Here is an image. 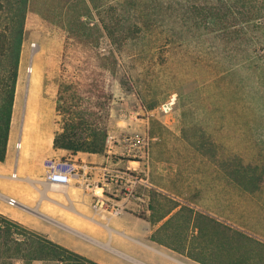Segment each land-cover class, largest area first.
<instances>
[{"label": "rangeland", "instance_id": "374dc122", "mask_svg": "<svg viewBox=\"0 0 264 264\" xmlns=\"http://www.w3.org/2000/svg\"><path fill=\"white\" fill-rule=\"evenodd\" d=\"M96 3L99 8L86 17L91 37L80 40L73 36L74 28L62 23L63 0H36L23 43V66L28 68L22 101L26 102V92L33 87L41 56L45 91L55 99L62 59L73 66H95L92 78L83 74L76 80L74 91L81 94L96 90L100 70L115 61L107 142L129 145L134 139L135 159L146 168L136 175L147 178L148 162L152 165L154 160L157 184L171 183L169 187L183 193L176 203H169L167 196L156 198L157 228L152 240L182 252L188 246L189 254L207 264H226L234 258L236 248L239 256H246L245 264H264V247L255 241L264 243V231H260L264 228V72L259 63L249 62L254 52L244 42L225 40L219 34L190 35L183 41L181 34L170 31L168 14L136 13V0ZM49 10L55 12L58 22L52 48L61 52L50 62V39L41 28H49L43 17ZM82 10L74 7L68 16ZM116 12L119 20L141 28L131 27L130 38L113 45L100 38V29L103 31L102 20ZM239 177L242 183L237 181ZM188 202L198 205L196 215ZM179 204L181 210L164 222ZM208 212L259 228L253 227L255 233L246 232L250 238H235L233 232L220 230L217 221L202 217ZM196 227L198 235H194ZM191 231L194 238L189 240Z\"/></svg>", "mask_w": 264, "mask_h": 264}, {"label": "crops", "instance_id": "0c3cea01", "mask_svg": "<svg viewBox=\"0 0 264 264\" xmlns=\"http://www.w3.org/2000/svg\"><path fill=\"white\" fill-rule=\"evenodd\" d=\"M25 49L24 44L6 157L0 161V214L97 264H207L189 254L188 246L182 252L152 240L157 228L156 198L167 196L169 203H176L183 195L169 187L171 183L157 184L154 160L152 165L148 162L147 178H140L135 172L146 169L145 164L135 159L126 142H107L103 154L73 155L54 147L56 99L45 91L44 56L33 87L26 92V102L22 101L28 68L23 66ZM49 158L76 161L81 167L79 175L68 184L48 182L43 164ZM8 198L15 200L13 206ZM97 200L105 201V208L95 209ZM187 205L196 215L198 205ZM114 207L121 210L119 215L111 213ZM181 208L176 205L164 222ZM208 216L240 227L217 212H208ZM191 234L189 240L194 238ZM194 235H198L197 227Z\"/></svg>", "mask_w": 264, "mask_h": 264}, {"label": "trees", "instance_id": "16d2710c", "mask_svg": "<svg viewBox=\"0 0 264 264\" xmlns=\"http://www.w3.org/2000/svg\"><path fill=\"white\" fill-rule=\"evenodd\" d=\"M136 1H138L136 9H134L136 13H146L155 17L168 14L170 31L181 34L183 41L188 40L190 35L219 34L225 40L230 38L234 42H240V44L244 42L247 50L254 52L250 56L249 62L252 64L259 63L264 72V0ZM35 4L36 0H0L1 162L6 157L20 57L27 33L29 16L34 12ZM74 7H82L83 10L68 16ZM98 8L96 0H63L62 11L60 12L63 18L62 23L66 24L69 29L74 28L73 36L80 40H89L91 33L86 17L92 15V10ZM116 15L118 12L111 14L107 20H102L101 28L103 31L100 29V38L108 40L113 45L129 39L131 27L141 28L140 24H132L130 27L128 20H119L115 17ZM43 17H47L45 21L49 26V28H44V26L41 28L45 30L50 39L48 54V61L50 62L56 56L58 59L61 54L52 48L58 22L55 20V12L53 13L52 10L51 12L49 10V13ZM113 52L111 51L112 55ZM73 65H70L66 58L61 60V81L56 95L58 119L54 147L67 150L73 155L79 152L103 154L107 148L109 103L112 96L111 81L116 76V62L114 61L109 68L103 66L100 70L102 82L96 83V90L90 94H81L74 90L76 80L80 78V75L87 74L88 77L92 78L96 74L95 66L90 63ZM240 180V177L237 178L238 182H241ZM254 191V189L249 190V192ZM202 217L212 220L207 215ZM217 225H219L220 230L222 228L227 229L234 233L235 238L242 236L243 239L250 238L246 232L255 233V228H259L258 225H252V228H248L247 225L232 228L220 222ZM260 229H263L260 231H264V228ZM217 240L221 246L223 244L222 239ZM255 241L264 247V243ZM237 251L236 248L234 258L228 260L226 264H245L246 256H239ZM36 263L97 264L0 214V264Z\"/></svg>", "mask_w": 264, "mask_h": 264}, {"label": "built area", "instance_id": "2783aa9c", "mask_svg": "<svg viewBox=\"0 0 264 264\" xmlns=\"http://www.w3.org/2000/svg\"><path fill=\"white\" fill-rule=\"evenodd\" d=\"M32 47L36 48L37 45L33 44ZM28 71L31 72V68H29ZM133 140L134 139H131L132 142H128L130 149L136 146ZM18 142H20V140ZM19 146H20V143L17 144L18 148ZM132 150H133L132 153L136 155V153H134L135 150L134 149ZM43 166H44L46 180L48 182L55 183V184L70 183L72 178L79 175V170L81 168L80 165L76 161L70 158H49L44 161ZM7 201L12 206L15 204V200L12 198H8ZM105 204H106L105 201L97 200L94 203V208L95 209L105 208ZM111 213L113 215H119L121 213V210L118 207H114L111 209Z\"/></svg>", "mask_w": 264, "mask_h": 264}]
</instances>
